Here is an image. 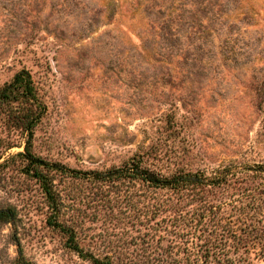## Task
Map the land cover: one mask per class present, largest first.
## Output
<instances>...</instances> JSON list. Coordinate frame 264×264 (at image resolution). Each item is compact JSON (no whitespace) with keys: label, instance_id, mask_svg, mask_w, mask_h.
I'll use <instances>...</instances> for the list:
<instances>
[{"label":"rangeland","instance_id":"rangeland-1","mask_svg":"<svg viewBox=\"0 0 264 264\" xmlns=\"http://www.w3.org/2000/svg\"><path fill=\"white\" fill-rule=\"evenodd\" d=\"M23 68L43 85L34 151L44 158L105 170L144 154L166 173L234 162L250 168L243 187L264 181L254 171L264 167V0H0V85ZM75 185L67 218L86 250L116 264H191L188 246L158 229L168 213L135 220L125 201ZM261 187L252 264H264ZM10 205L18 216L0 222V264H93L48 224L18 162L0 168V207Z\"/></svg>","mask_w":264,"mask_h":264},{"label":"trees","instance_id":"trees-1","mask_svg":"<svg viewBox=\"0 0 264 264\" xmlns=\"http://www.w3.org/2000/svg\"><path fill=\"white\" fill-rule=\"evenodd\" d=\"M47 112L43 85L29 69L19 70L0 85V152L24 147L1 162L0 168L18 162L19 173L39 185L48 206V224L60 230L67 237V246L83 259L116 264L110 254L99 256L86 250L80 243L79 223L67 218L69 207L80 198L75 184L85 183L102 192L100 201H116L117 205L125 201L135 220L168 213L163 219L170 226L158 229L177 235V242L188 246L191 264H252L245 250L258 240L257 210L263 201L257 194L263 192L264 181L255 188L243 187L250 168L230 162L212 171L181 168L166 173L149 165L144 154H135L105 170L75 169L34 151ZM254 171L264 176V167ZM230 188L235 190L226 194ZM17 216L15 207H0V222H13ZM164 238L159 235V240Z\"/></svg>","mask_w":264,"mask_h":264}]
</instances>
